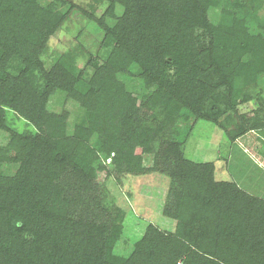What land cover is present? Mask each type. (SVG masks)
<instances>
[{"label":"trees","instance_id":"16d2710c","mask_svg":"<svg viewBox=\"0 0 264 264\" xmlns=\"http://www.w3.org/2000/svg\"><path fill=\"white\" fill-rule=\"evenodd\" d=\"M122 2L123 20L106 31L114 40L108 60L96 69L93 80L75 88L78 80L56 69L44 74L43 84L36 83L32 64H37L48 34L40 28L42 22L36 15H30L38 10L36 0H0V129L8 132L6 145H0V167L17 165L12 175L0 172V264H176L182 254L186 256L183 264H187L201 250L195 240L209 230V210L214 212L213 218L227 222L231 234L239 233L245 250L256 246L264 264V198L247 194L232 183L214 182L212 164L190 163L177 143L161 140L157 149L153 146L166 120L180 107L201 114L216 88L210 83L211 69L221 76L222 84L233 87L241 77V54L248 52V61H253L264 38L242 31L236 37L230 32L232 39L220 38V34H228L208 23L200 0ZM201 25L213 35L204 49H198L192 37L193 29ZM161 48L164 58L157 65L156 53ZM15 56L25 64L17 74L8 69H14L10 61ZM129 64L144 78L142 91H127L115 77L118 68ZM170 65L175 73L169 77L164 69ZM56 90L65 91L84 110L71 136L66 134L68 113L53 112L44 102ZM156 105L163 109L164 118L153 129L145 121ZM5 108L24 121L28 132L8 127ZM111 153L109 164L117 169L123 164L129 171L139 165L142 154L154 153L162 163L172 162L168 173L179 184L170 193L173 201L163 210L176 220L177 231L169 233L150 223L130 255L123 258L108 250L118 236L114 225L107 224L109 231L91 239L89 245L80 235L92 217L90 205L98 203L95 178L104 169L92 164ZM220 187L233 190L227 194L226 208L223 205L217 210L210 204L221 203L212 195L214 191L218 195ZM73 214L81 218L74 220ZM235 216L242 219L241 224L235 221L233 225Z\"/></svg>","mask_w":264,"mask_h":264},{"label":"rangeland","instance_id":"374dc122","mask_svg":"<svg viewBox=\"0 0 264 264\" xmlns=\"http://www.w3.org/2000/svg\"><path fill=\"white\" fill-rule=\"evenodd\" d=\"M36 3L38 10L36 14L30 15H36L35 19L42 22L40 28L48 33L37 57V64H32L36 68L32 72L35 74L36 83L43 84L44 74L50 69L64 71L78 80L79 83L75 81V88L82 82L86 84L93 80L96 69L104 65L113 49L114 40L106 31L125 16L122 0H36ZM199 3L203 5L208 23L228 34H220V38L231 36L230 32H235L236 37L238 31L251 37L260 35L264 38V0H200ZM192 37L196 47L204 49L211 44L213 35L208 28L201 25L193 29ZM162 49L156 53L159 59L157 65L164 58ZM249 59L250 54L244 51L238 65L241 77L233 87H229L227 83L222 84L221 76L216 74L214 68L211 69L210 83L216 85V88L213 98L204 102L201 114H191L180 107L171 116V120H166V125L157 135L153 146L156 148L161 140L177 143L180 153L190 163L212 164L214 182L232 183L234 187L255 197L263 189H252L251 168L245 164L238 149L241 143L250 147L253 126H257L258 122L264 123V43L258 45L257 53L252 58L259 62H249ZM10 63L15 67L8 69L14 74L20 73L25 65L18 56ZM135 67L129 64L118 68L114 73L127 91L137 92L143 89L144 78L138 76ZM164 70L169 77L175 73L173 65L165 67ZM44 102L53 112L68 113L66 134L73 135L75 123L80 122L84 115L80 103L60 90L51 93ZM162 110L160 105H156L149 111L145 121L147 127H157L155 123L164 118ZM4 114L11 130H28L24 121H18L12 111L5 108ZM94 139L95 134L90 142ZM7 141L8 132L0 129V145H6ZM112 155L113 153L107 158L102 157L103 161L95 160L92 164L97 168L101 164L104 169L99 168L102 171L95 178L99 188L98 203L96 206L90 205L92 217L81 229L80 235L84 237V244L89 245L91 239L109 231L108 225H114L112 229H118V236L113 239L108 250L123 258L130 255L148 224L152 223L169 233L177 231L176 220L166 216L163 210L173 201L170 193L179 184L168 173L172 162L163 164L154 153L142 154L139 165L130 171L123 164L119 169L109 164ZM16 169V164L5 163L1 165L0 172L3 175H12ZM239 177L244 180L245 185L241 184ZM220 188L218 195L215 191L212 195L215 201L216 198L221 199V203L217 205L212 201L210 204H214L217 210L223 208V205L226 208L229 204L227 194L233 190L231 187L228 190L225 187ZM75 215H71V218H81ZM207 216L212 222L209 230L204 234L199 233L195 240L201 250L197 249L198 252L191 255L193 259L187 264H219L214 257L230 264H261V256L256 246L245 250L242 247L245 243L242 237L239 233L231 234L223 218H213L215 214L212 210H209ZM82 217H85L84 210ZM235 221L241 224L242 219L235 216L233 225ZM249 222H253V219ZM185 257V254L178 256L176 264H183Z\"/></svg>","mask_w":264,"mask_h":264},{"label":"crops","instance_id":"0c3cea01","mask_svg":"<svg viewBox=\"0 0 264 264\" xmlns=\"http://www.w3.org/2000/svg\"><path fill=\"white\" fill-rule=\"evenodd\" d=\"M238 151L242 154L245 164L251 168L252 189H263V192L258 191L259 194L256 193L255 196L264 198V123H259L252 129L251 146L241 143ZM240 182L245 185L242 178Z\"/></svg>","mask_w":264,"mask_h":264}]
</instances>
